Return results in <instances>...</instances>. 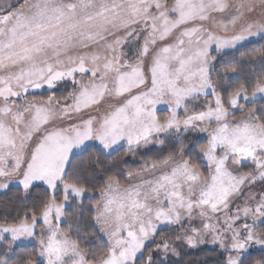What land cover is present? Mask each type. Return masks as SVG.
<instances>
[{
	"label": "snow or ice",
	"instance_id": "1",
	"mask_svg": "<svg viewBox=\"0 0 264 264\" xmlns=\"http://www.w3.org/2000/svg\"><path fill=\"white\" fill-rule=\"evenodd\" d=\"M255 37L264 0H0V191L22 193L0 264H183L204 244L264 264V74L239 82L235 59L256 44L264 66Z\"/></svg>",
	"mask_w": 264,
	"mask_h": 264
},
{
	"label": "trees",
	"instance_id": "2",
	"mask_svg": "<svg viewBox=\"0 0 264 264\" xmlns=\"http://www.w3.org/2000/svg\"><path fill=\"white\" fill-rule=\"evenodd\" d=\"M259 44L264 45V41H257ZM256 44H245L240 47V51L235 53V59L243 66L239 69V82H251L258 76L264 74V66H262L259 61H250L247 58V53L252 52L253 48H255ZM231 75V74H230ZM264 104V101L257 100L255 107L259 108ZM203 146H206V142H201ZM126 151V148L122 150L119 154H115L113 159L117 161L120 164L121 169L124 172H128L129 169L132 171H138V166L133 163L134 158L131 156L124 155V152ZM139 157H136L135 160L139 161ZM128 160L130 163L128 165H124L123 161ZM200 163H203L200 161ZM121 183H126V179L124 177H121ZM90 195H95L98 197L99 191L96 190L94 192H90ZM22 200V193H19L16 191L15 188H13L10 191H5L2 194H0V222H2L3 217L8 216L12 217L15 216L17 211H19L22 207L21 205ZM91 211H94L92 208V202L85 201L84 209H83V218L84 221L81 223L82 229L86 228L87 223L90 221L89 213ZM74 223H80V217L79 214L73 221ZM81 235L84 237L85 241L92 246L93 251H95L98 247L102 246L103 243H106L103 238H98L96 232L88 230L87 234L85 235L84 232H81ZM31 251V249H29ZM3 250L0 249V253H2ZM20 254L26 255L27 253L21 252ZM11 255L10 253H4L0 254V261H4L7 259V257ZM177 259V258H173ZM179 259L183 260V264H222V258H221V252L216 249L211 248H202V249H196L188 251L187 255H182L179 257ZM9 264L11 262L9 261Z\"/></svg>",
	"mask_w": 264,
	"mask_h": 264
},
{
	"label": "rangeland",
	"instance_id": "3",
	"mask_svg": "<svg viewBox=\"0 0 264 264\" xmlns=\"http://www.w3.org/2000/svg\"><path fill=\"white\" fill-rule=\"evenodd\" d=\"M257 11H259V9H257ZM221 34H223V33H221ZM254 40H256V41H259V37H255V38H253ZM246 44H248V43H246ZM239 48L241 47V46H238ZM257 100H261L260 98H258ZM214 101H215V97H212V96H209L208 97V99H207V102H208V104H214ZM193 105H198L199 107H197L195 110L196 111H199V110H202V109H205L206 108V105H205V97H200V99L198 100V101H189L188 102V107H189V111L191 112L192 110H193ZM181 112L183 111L182 109L180 110ZM231 111V110H230ZM157 113H158V115H160L162 118H167V116L169 115V113H168V111H167V105H157ZM243 115V113H238L237 114V116L235 117V119H240L241 118V116ZM181 118H183V117H181ZM230 119H232L231 117H230ZM214 126V125H213ZM187 135L189 136V137H194V138H197V139H199L201 142L203 141H207V134L206 133H204V132H200L199 130H196V131H194V132H189V133H187ZM126 148V147H125ZM203 162V161H202ZM204 163V162H203ZM262 184H264V182H261V181H257V183H255V184H253V185H250L249 187H250V189L253 191V192H255V193H257V194H259L260 193V191H261V188H262ZM3 192H5V191H0V194H2ZM247 194H248V189L246 188L245 189V192H244V195L245 196H247ZM98 197H99V194H98ZM243 199H241L240 201H237V203H240V204H243ZM37 231H39V229H37ZM104 240H105V242H106V237H104L103 238ZM205 247H207V248H211V249H216V250H218V251H220L221 252V250L218 248V246H216V245H213V244H204V245H201L199 248H197V249H202V248H205ZM191 250H196V249H189V250H187V251H191ZM174 258H176V257H174Z\"/></svg>",
	"mask_w": 264,
	"mask_h": 264
}]
</instances>
